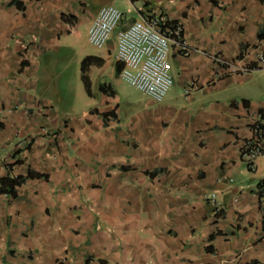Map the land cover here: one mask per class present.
<instances>
[{"label":"crops","instance_id":"1","mask_svg":"<svg viewBox=\"0 0 264 264\" xmlns=\"http://www.w3.org/2000/svg\"><path fill=\"white\" fill-rule=\"evenodd\" d=\"M18 1L0 0V178L47 180L0 195V264H264L256 183L232 179L247 174L240 152L264 109V0ZM104 6L123 14L118 29L177 24L188 53L170 45L171 93L137 110L121 92L115 32L80 53L82 108L59 114L49 53L72 35L61 16L76 18L89 45ZM73 152H93L98 170Z\"/></svg>","mask_w":264,"mask_h":264},{"label":"built area","instance_id":"2","mask_svg":"<svg viewBox=\"0 0 264 264\" xmlns=\"http://www.w3.org/2000/svg\"><path fill=\"white\" fill-rule=\"evenodd\" d=\"M122 18L123 14L115 7H101L89 24L87 42L101 49L116 32V61L120 67V79L154 103H160L172 85L168 63L170 45L174 44L183 55L188 53V49L182 40L165 34L161 18L134 21L126 28L118 29ZM179 31L177 27L173 33ZM258 63L264 65V56H259ZM261 155H264V109L249 127V135L240 152L247 171H255V160ZM208 200L216 204V195L210 194Z\"/></svg>","mask_w":264,"mask_h":264},{"label":"rangeland","instance_id":"3","mask_svg":"<svg viewBox=\"0 0 264 264\" xmlns=\"http://www.w3.org/2000/svg\"><path fill=\"white\" fill-rule=\"evenodd\" d=\"M84 29L85 28H78L71 36L62 38L61 45L63 47L60 48L59 51L50 52L51 54L49 53V56L53 58L52 72H54L49 84L51 85L53 83V91L57 93V95L51 97L52 100H50L56 106V112L59 114L65 113V115H67V112H70L73 115L79 112L85 99L79 74L80 53L82 51H91L92 47L86 44ZM171 89L172 86L169 88L163 101H165L167 95L171 93ZM121 92L125 100L133 104L137 110H144L148 97L125 83L121 85ZM61 141L65 143L67 140ZM43 146L45 149L43 152L46 155L53 156L55 151L50 146L46 147L44 142L39 143L38 145L39 148ZM70 156L78 162V165H85L92 171L98 170V165L95 163L93 152L88 153L87 161L80 157L76 152H73ZM56 163L59 165L60 162ZM255 167H258L255 172H249L246 170L247 174L245 176L234 177L232 179L235 182L250 184L253 186L258 179L264 176V155L256 158ZM83 201L87 203L86 199H83Z\"/></svg>","mask_w":264,"mask_h":264},{"label":"trees","instance_id":"4","mask_svg":"<svg viewBox=\"0 0 264 264\" xmlns=\"http://www.w3.org/2000/svg\"><path fill=\"white\" fill-rule=\"evenodd\" d=\"M9 4L15 6L17 9L22 8V4L18 0H9ZM61 21L68 25L69 32L75 33L76 32V18L71 15H62ZM164 27H168L170 29V37L172 39H179L182 40V30L177 34H174L173 31L176 30L177 27H179L177 24L173 23H166L164 26H161L163 29ZM119 66V64H118ZM119 68L117 67V70ZM83 82L85 83L84 76L82 77ZM103 90L104 88L101 87ZM32 143L29 141L25 146L21 149L15 150L10 154V159L13 161L11 164L8 165V170L10 171L11 166L13 165H19L22 164L23 160L20 158V155L26 151H28L31 147ZM150 176H154V173L149 174ZM27 179H44L47 180V176L43 174L34 173L32 171H28L25 176H17V177H11L8 174L5 177L0 178V195H6L9 198H15L16 197V188L21 186ZM253 195L256 196L257 201L259 203V206L262 208V217H261V225L264 232V177L260 178L254 188L250 191Z\"/></svg>","mask_w":264,"mask_h":264}]
</instances>
